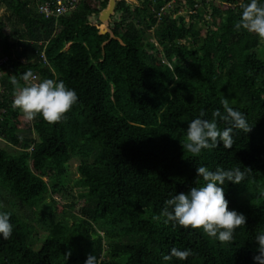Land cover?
<instances>
[{
	"label": "trees",
	"instance_id": "trees-1",
	"mask_svg": "<svg viewBox=\"0 0 264 264\" xmlns=\"http://www.w3.org/2000/svg\"><path fill=\"white\" fill-rule=\"evenodd\" d=\"M184 1L194 13L176 14ZM249 2L177 0L159 17L164 0L154 11L151 0L133 8L121 1L111 27L122 43L112 39L103 53L109 35H99L91 18L107 0H81L57 19L39 14L33 0H0L9 12L6 20L0 16V58H9L0 66V137L16 149L0 148V211L13 224L11 238L0 237V264H86L89 256L94 264H257L256 236L264 231V54L258 53L264 40L234 30ZM27 71L39 82L63 81L78 95L62 122L31 120L37 138L21 134L22 112L12 107L11 80L26 86ZM224 96L252 131L234 129L230 149L220 141L198 156L185 153L189 123L201 111L209 120L214 110L223 113ZM215 119L221 130L230 126ZM73 159L74 187L84 202L78 214L74 204L67 210L54 198ZM199 166L246 172L240 184L222 185L229 209L246 217L230 243L165 224L161 216L166 200L199 186L197 179L204 183ZM37 227L47 235L35 249ZM172 248L192 255L165 261Z\"/></svg>",
	"mask_w": 264,
	"mask_h": 264
},
{
	"label": "clouds",
	"instance_id": "clouds-1",
	"mask_svg": "<svg viewBox=\"0 0 264 264\" xmlns=\"http://www.w3.org/2000/svg\"><path fill=\"white\" fill-rule=\"evenodd\" d=\"M124 1L133 6H140L142 2L137 0L138 5H135L128 0ZM241 29L255 33L264 40V4L260 3V0H250L243 6L241 17L234 26L236 31ZM22 79L27 82L33 79V74L27 71L23 73ZM11 83L16 86L12 107L19 109L29 121L39 115L49 124L62 122L78 102L75 90L68 88L60 80L44 79L20 87L19 82L13 77ZM220 103L223 113L216 109L212 114L213 119L209 120L202 118L206 114L201 111L200 117L189 123L186 138L181 140L185 153L198 156L204 149L217 148L220 141H223L225 148L230 149L235 143L232 135L234 129L244 133L252 131L253 125L248 122L244 113L230 106L229 99L224 96ZM217 117L230 126L221 130L215 119ZM248 171L251 169L248 168ZM197 176L204 181L202 185L197 179L196 184L199 186L191 187L188 192H180L165 201V207L161 213V216L165 218L164 223L171 221L184 228L202 229L207 236L216 238L221 243L232 242L236 229L246 224V217L229 209V201L222 185L228 181L240 184L245 179L246 172L239 167L228 170L218 167L212 171L205 166H199ZM161 216H154L153 219L159 221ZM12 233L11 214L0 211V237L8 240ZM256 240L259 247L258 255L254 257V260L257 264H264V231L257 234ZM190 255H192L191 250L172 248L170 254L165 255L163 259L169 261L172 257H176L179 260H187ZM94 260L95 257L89 256L86 264H94Z\"/></svg>",
	"mask_w": 264,
	"mask_h": 264
},
{
	"label": "rangeland",
	"instance_id": "rangeland-1",
	"mask_svg": "<svg viewBox=\"0 0 264 264\" xmlns=\"http://www.w3.org/2000/svg\"><path fill=\"white\" fill-rule=\"evenodd\" d=\"M130 6H131V8L134 7L133 5H130ZM176 14H178V12H176ZM8 15H9V12L4 10V7L0 5V16L4 20H6V17ZM116 17L118 18L119 15L116 14ZM113 23H114V21L112 22V25H113ZM96 24L98 25L99 22H97ZM11 30H12V24L8 20L7 26L5 28V32L9 33ZM12 38H13V40L14 39L16 40L15 37H12ZM153 42H154V44H156V40L153 39ZM67 47H68V45H67ZM263 47H264V41L261 43L260 48L258 50V53L261 57L264 54ZM19 126L21 129L22 135L28 136L31 138H37V134L35 132H31L29 130L31 127V121L26 120V118L24 117L23 114L20 116ZM0 148H4L7 151H12V152L16 151V149L14 147L10 146L8 143H6V141H4V139L2 137H0ZM77 165H78V161L76 159H73L68 163V166H69L68 173L66 176H64L62 178L63 184L58 189V192H56V194H54V198L61 205H63V206L67 205L68 206L67 210L70 209V207H69L70 204H74V208H72V212L78 214V213H80V209L83 206L84 202L78 196L80 191H81V188L74 187V180L78 177ZM44 179L47 180L49 183L51 182L47 178H44ZM37 232H38V234H37L38 237L35 239L34 245H33L35 249H38L40 247V245L43 243L45 236L47 235V230L39 228V227H37Z\"/></svg>",
	"mask_w": 264,
	"mask_h": 264
},
{
	"label": "built area",
	"instance_id": "built-area-1",
	"mask_svg": "<svg viewBox=\"0 0 264 264\" xmlns=\"http://www.w3.org/2000/svg\"><path fill=\"white\" fill-rule=\"evenodd\" d=\"M35 2V7L37 9V12L39 14H43L45 18H59L61 16H65L67 14H70L74 9L77 8V6L79 5L81 0H33ZM143 1H147V0H141ZM153 2V6H151V10L154 11L153 8L154 4H156V2H158L159 0H151ZM202 0H198V3L201 2ZM211 1H217V0H206V2H211ZM197 3V4H198ZM177 0H164V5L160 7L159 12H158V16L160 17V15L162 14L163 11L168 10L169 13H171V9H173V7H176ZM179 6H183L185 5V9H180L176 12H178V14H185L186 16L189 14L194 13V7H191V5H187L184 2H180ZM197 4L195 6H197ZM91 22L96 24L98 21L97 17H93L91 18ZM97 25V24H96ZM40 56L43 58V60H45V54H44V50L41 51ZM8 57L7 56H3L0 58V66H3L7 61H8ZM25 61V60H24ZM1 75V72H0ZM39 82L38 81V77L37 75L33 74V79H30L29 81L26 82L27 85H30L32 83H36Z\"/></svg>",
	"mask_w": 264,
	"mask_h": 264
},
{
	"label": "water",
	"instance_id": "water-1",
	"mask_svg": "<svg viewBox=\"0 0 264 264\" xmlns=\"http://www.w3.org/2000/svg\"><path fill=\"white\" fill-rule=\"evenodd\" d=\"M124 0H107L105 7H103L98 13V21L97 25L98 34L99 35H109V38L102 43V49L104 53V47L112 40H118L122 43L121 39L115 35L112 30V22L113 18L116 16V12L118 9V3ZM132 4L138 5L137 0H128Z\"/></svg>",
	"mask_w": 264,
	"mask_h": 264
}]
</instances>
